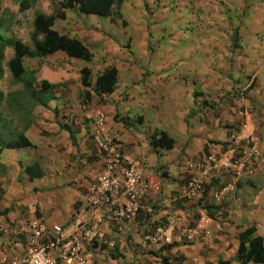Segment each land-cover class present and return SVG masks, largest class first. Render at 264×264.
I'll list each match as a JSON object with an SVG mask.
<instances>
[{
	"label": "crops",
	"instance_id": "0c3cea01",
	"mask_svg": "<svg viewBox=\"0 0 264 264\" xmlns=\"http://www.w3.org/2000/svg\"><path fill=\"white\" fill-rule=\"evenodd\" d=\"M126 2L121 7L125 18ZM35 11L49 14L53 9ZM53 28L81 40L92 58L69 57L61 50L24 58V65L36 70L37 82L61 85L47 107L32 109L25 134L34 147L0 150V208H8L0 215V264L25 254L33 219L60 225L64 235L75 229L73 215L88 203V185L105 166V152L93 141L99 120L108 135L117 137L120 153L141 168L150 188L133 221L105 222L102 242L83 243L87 264H164L163 259L165 264H238V231L254 225L264 240V167L235 177L224 165L237 150L232 133L249 136L264 151V54L252 53L260 45L256 30L244 37L237 56L231 40L202 46L195 39L175 43L184 51L187 45L194 49L192 55L175 57L145 56L136 43L137 33L144 32L139 26L124 27L74 9L56 19ZM118 31L123 34L117 37ZM124 37L131 39L129 48ZM143 37L147 44L148 36ZM57 58L60 62H54ZM74 62L79 66L72 76L69 64ZM85 65L92 69V80L109 66L118 70L115 88L102 100L90 89V99L84 97L79 70ZM62 125L70 127L73 140ZM154 130L165 131L173 145L153 150L149 139ZM210 154L218 163L205 167ZM34 163L44 174L30 179L25 167ZM191 178L201 180L203 190L210 181L214 185L189 199ZM209 204L219 209L208 212ZM159 225L163 235L145 241Z\"/></svg>",
	"mask_w": 264,
	"mask_h": 264
},
{
	"label": "trees",
	"instance_id": "16d2710c",
	"mask_svg": "<svg viewBox=\"0 0 264 264\" xmlns=\"http://www.w3.org/2000/svg\"><path fill=\"white\" fill-rule=\"evenodd\" d=\"M18 5L20 12L33 7L38 0H13ZM124 0H57V7L52 13L35 11L32 18V30L30 32L31 46L16 37L7 35V31L12 23V14L0 15V79L4 73V66L8 69L13 82L20 83L21 90L4 93L0 89V150L4 148H26L34 147L30 139L25 134L26 129L33 121L32 109L34 106L47 107L53 97V90L59 87L61 83H50L45 79L37 82L35 77L36 70L24 65L25 57H46L56 51H63L69 57H77L83 60H91L92 53L83 45L77 37L58 32L53 28L56 19H64L66 10L74 9L79 14L97 15L99 17L109 18L113 23L120 20L122 25L126 22L121 13V7ZM235 30L233 35L236 36ZM236 40V37L234 38ZM233 39V41H234ZM6 48L12 49V55L5 59ZM80 82L84 88V97L90 99L92 90L102 98L103 94L108 93L115 88L118 82V70L115 66H109L98 72L95 78L91 79L92 69L85 65L80 70ZM38 84V86H36ZM90 89V90H89ZM102 100V99H101ZM3 104L13 110L14 113L21 115L22 122L16 124L14 117L9 112L3 110ZM3 107V108H2ZM139 119H141L139 117ZM15 123V124H14ZM61 128L68 131L71 140L74 134L69 126L62 125ZM174 140L165 132L154 130L149 139L153 150L158 148H170ZM25 172L29 178L41 177L44 171L34 163L25 167ZM214 185L210 181L205 185L203 193ZM204 194V195H205ZM210 212L211 209H219L218 206L209 204L205 206ZM8 208H0V215H6ZM239 245L236 251V260L238 264L263 263L264 264V240L256 233V227L251 225L237 232ZM172 246L168 244L167 247ZM167 263L166 259L161 261ZM217 264H231L229 260H219Z\"/></svg>",
	"mask_w": 264,
	"mask_h": 264
},
{
	"label": "built area",
	"instance_id": "2783aa9c",
	"mask_svg": "<svg viewBox=\"0 0 264 264\" xmlns=\"http://www.w3.org/2000/svg\"><path fill=\"white\" fill-rule=\"evenodd\" d=\"M98 121V130L93 141L99 151L105 152V166L97 173L87 188L88 203L77 209L73 215L75 229L63 234L58 224L48 225L33 219L29 222L27 250L8 264H87L83 243L102 242L105 222L123 224L133 221L142 208V201L150 185L141 168L128 161L119 151L116 136L108 135ZM231 140L237 150L226 164L235 177L251 176L264 167V151L249 136L240 137L232 133ZM218 159L210 154L203 166H215ZM203 191L202 181L197 178L188 180L186 197L195 199ZM172 219L171 223H175ZM164 227L159 225L153 234H147L145 241H157L163 235ZM149 264H158L151 262Z\"/></svg>",
	"mask_w": 264,
	"mask_h": 264
},
{
	"label": "rangeland",
	"instance_id": "374dc122",
	"mask_svg": "<svg viewBox=\"0 0 264 264\" xmlns=\"http://www.w3.org/2000/svg\"><path fill=\"white\" fill-rule=\"evenodd\" d=\"M126 6L125 14L128 15L126 16L127 19L123 17L126 22L125 25H134L135 28L139 26V29L143 28L144 30V32L137 33L139 38L136 43L139 46L141 44L145 49V56L158 54L163 56L168 53L175 57L186 56L187 53L192 55L194 49L190 48L191 46L187 45L184 51L183 46L178 49L174 47V44L177 42L193 43L197 39L203 46L207 42L213 44L215 41L220 43H225L228 40L233 41L235 37L233 49L234 55L237 56V51L244 47L242 43L244 37L250 35L248 32L255 30V37L260 45L257 46V49H253L252 53L257 50L254 53L255 56L257 52L264 54V0H127ZM56 7L57 0H38L33 7L20 12L18 5L13 0H0V15L6 12V15L12 14L13 16L6 34L15 35L25 43L32 45L30 32L34 11L54 10ZM117 24H121L119 19ZM125 25L123 26L125 27ZM235 30L237 31L236 36H232V32L234 33ZM122 34L123 32L120 31L116 36ZM143 35L148 36L147 44H145ZM124 38V44H127L125 46L129 48L131 39ZM11 53L12 49H7L5 59H8ZM213 53H215V49L212 50ZM55 61L60 62L58 58ZM66 65L61 66L66 67ZM69 66L72 76L78 73V63L74 62ZM48 68L51 71H59L57 67L51 65ZM0 89L4 93L22 89L20 83L13 82L5 66L3 76L0 79ZM3 107L5 112L12 114L16 124L22 122L19 113H14L5 104ZM233 131L236 132L237 129L234 128Z\"/></svg>",
	"mask_w": 264,
	"mask_h": 264
}]
</instances>
